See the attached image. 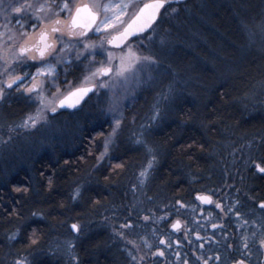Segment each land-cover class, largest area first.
<instances>
[{
	"label": "trees",
	"instance_id": "16d2710c",
	"mask_svg": "<svg viewBox=\"0 0 264 264\" xmlns=\"http://www.w3.org/2000/svg\"><path fill=\"white\" fill-rule=\"evenodd\" d=\"M171 7L178 12L165 31L178 44L165 59L177 72L170 94L148 90L125 110L107 158L99 159L110 127L63 114L51 135L59 143L0 177V264H131L118 236L127 222L155 237L163 208L196 206L197 194L235 181L245 213L264 200V177L252 179L251 167L264 157V0ZM20 107L6 110L17 117ZM81 126L78 138L67 132Z\"/></svg>",
	"mask_w": 264,
	"mask_h": 264
},
{
	"label": "rangeland",
	"instance_id": "374dc122",
	"mask_svg": "<svg viewBox=\"0 0 264 264\" xmlns=\"http://www.w3.org/2000/svg\"><path fill=\"white\" fill-rule=\"evenodd\" d=\"M42 1L44 0H30V2L35 4L43 3ZM150 1L151 0H136V3L142 6L144 3H148ZM9 2L15 3L16 0H4L5 4ZM91 2H93V0H71V3L73 4H85ZM174 15L175 13L171 15H162L161 19H159L160 21L158 20V22L153 26L156 28V33L153 36V40L151 42L144 39V37L152 35V31L150 30L148 33L142 35L140 39L131 40L122 49H113L107 43V39H111L112 35H115V33H111V35L105 38L103 33H96L93 30L88 36L92 42H95L97 45H99L101 40H104V48L101 49L98 47L95 50L97 53L95 57L96 63H90L91 57L88 56L87 53H83L82 42L81 44H77L76 40L73 38L72 46L64 52H59V54L56 56L55 76H49L47 79H45L43 76H36L37 81H43L42 86L44 88V95L48 96L49 98H53V96H55L58 104L60 99H63L69 94V92H72L77 88L95 86L96 89L92 93L90 100V104L95 108V112H92L88 107L85 106L76 114L83 116L84 119L89 118L92 124L105 123L110 127V135L114 125L113 116L115 115L116 118H119L122 123L125 110L132 107L140 97L143 98L145 92L148 90H154L157 95H162V92L164 93V91H167L166 94H170V85H172V80H175L177 77V72L174 68L171 71V67L173 66H170V64L167 65V61L165 59L169 57L171 53L169 50L172 49V44L175 45L178 44V42L174 38H171L168 33H166L165 28L167 22ZM17 18H21L20 14H11L9 17L10 23L8 24V28L11 29V32L17 34V42L19 43L22 41L19 38L21 29L20 25L16 23ZM21 19L24 23V31L30 23L31 25L33 23H38L37 21H34L35 16L30 18L29 15H25ZM4 23V14L0 13V25ZM0 31H5V29L0 28ZM161 37H163L166 41L163 47H161L159 43ZM5 39H7L6 36L0 37V40ZM141 40H143V43H141ZM64 43H68V39L64 40L63 44ZM128 45H131L137 51H142L144 54H147L149 47H151L152 51L158 52L162 60L159 68H144L140 71H137L135 74L131 72L127 73V79H125L123 76H116L114 73L105 76H91V72L95 71L96 67L101 66L100 62L106 63L107 52L105 49L107 51H111L114 54L112 66L115 68L119 66V57L122 53L127 51ZM78 52L83 53L80 59L76 58V54ZM55 54H57V51ZM28 60L29 59L26 61H20L16 64V72L14 73L15 75L28 73ZM46 62L50 63L49 60H46ZM51 63L54 64V62ZM75 64L78 68H80V73L76 77L77 81L73 82V80L68 78V71ZM2 66L3 61H0V71H2ZM43 67H45L44 63L41 64L40 68ZM86 77L88 79H86ZM7 79V75H0V81H7ZM53 79L55 80V85L52 83ZM69 82H71V87L68 86ZM57 85L61 89L59 93H57ZM2 86L4 87L5 94L3 99H0V177L9 175L8 170H11L12 167L19 164L24 165L26 162L34 160L35 157L39 156L43 151L46 150V148H53V145L57 144L58 142H56V139L51 136L52 133L56 135V132H53L55 120L56 118H61L64 116L63 114H54L49 106L47 111L39 114L38 123L35 127L30 125L28 127H23L22 124L26 120L27 116H36L37 109L41 107L39 101L36 99V94H28L24 87L20 88L19 91L17 90L12 92V90L15 88L9 89L6 87V84ZM160 99L162 100V98H158V100ZM151 100L154 101L152 104L154 107L159 105V101L157 103L155 99ZM174 101V99L172 101L170 100L169 104H173ZM14 103H18V105L24 107L25 109L22 110L20 115L17 117L16 114H14L16 112L12 113L11 111L6 110L8 106L13 105ZM88 106L90 105L88 104ZM109 109H115V111L113 112ZM7 113H12V115L14 114L16 118L9 117ZM95 115H97V119L100 121L96 120ZM81 129L82 126L80 128L76 127L72 131L69 129L67 132H71L73 137L78 138V135L81 133ZM61 131L62 130H60V133ZM61 135L63 136L64 134H59L58 140L62 141L63 143L64 137L61 138ZM109 135L106 139L109 138ZM9 137H11V139H9ZM112 140H114V137ZM5 141H7V143H5ZM102 152H104V145L102 146ZM109 152L110 147L107 154L104 156L105 158L109 156ZM16 161L22 162L18 163ZM151 168L147 169V177L149 176ZM146 179L142 177V180L146 181ZM237 183L238 182L235 181L232 184L225 186L223 190L216 189L212 190V192H209L208 195L213 198L211 207L200 202L201 204L198 203L196 206L187 205L180 210L174 211L173 214L169 212L168 208H163L164 213L161 214L163 219H160V225L157 227L162 237L154 233L155 231L152 233V235H155V237L151 238L149 232H145L144 236L142 232L141 237V233L139 234L138 231L139 229L141 231L143 226L137 225L133 222H131L133 225L131 228L122 227L123 230L121 232L124 233V236H118L122 245L124 246L125 257L127 256L131 264H137V262L132 261L128 255V250L133 249V243L131 242H134L135 245L139 246V251H134L133 254L137 255L138 257L143 256V264H184L185 261H187V264H203V260L199 259L201 256H203L205 259L211 257L212 259H209V264H218L219 261L215 259V254H221L222 246L220 249H215L212 244L214 242L217 243L216 240H221L223 237L219 235V232L221 231L215 229L226 225L233 231V233L228 236L227 239H233V242L237 241L240 244L241 236L245 234L250 236L251 232H257V227L258 230H260L261 227L259 226L262 225L263 221V212H258L255 209L258 203L256 200H251V203L253 202L254 205V210L252 213H245L243 211V206H241V202L240 205H236V207L239 208V210L244 214L243 219H247L249 221L248 225L241 227L240 225L243 223L242 219L237 218L234 211H229V206L235 205L236 200H238V189L235 188ZM239 184L242 185V181ZM216 202H219L224 206L223 211L216 207ZM183 217H186L187 219H183ZM167 220L171 221L163 225V223H165L163 221L167 222ZM177 220L182 223L183 228H181L182 231L179 233L180 236H175L170 232L166 234V229L170 230L171 225ZM213 224H216L218 227L213 228ZM260 233L257 234V241ZM206 235H209V237L214 240V242H209L210 247L206 246L201 241ZM144 238H146L147 242L152 245L151 248H148L144 243ZM163 239L171 243L172 247L168 248L166 244L163 245L162 249L165 251V256L163 257L153 255L157 249H160V241ZM177 241H179V244L176 243ZM185 243H188V246L185 245L187 248H184L187 249L186 251H188L187 256H183L181 253H179L181 250L180 246L184 245ZM200 245H203V247L201 248ZM257 246L258 250L255 253L260 255V252L261 250L263 251V248H260L258 242Z\"/></svg>",
	"mask_w": 264,
	"mask_h": 264
},
{
	"label": "snow or ice",
	"instance_id": "6c2138e0",
	"mask_svg": "<svg viewBox=\"0 0 264 264\" xmlns=\"http://www.w3.org/2000/svg\"><path fill=\"white\" fill-rule=\"evenodd\" d=\"M180 0H151L149 3H144L142 6L136 3V0H93L91 3L87 4H73L71 0H45L44 3L35 4L30 2V0H16L15 3L9 2L4 3V0H0V13L4 14L5 23L0 25V28L5 29V31H0V37H7L5 40H0V61H3L2 71L0 75H7V81H0V99L4 97V87L2 85L6 84L7 88H12L13 85H17V90L21 87H24L25 91L28 94L35 93L36 99L39 101L41 107L37 109V115H29L26 120L23 122V127H28L29 125L35 127L38 123L39 114L47 111L51 108L52 112H56L57 108H63L68 101L69 107L75 108L76 105L87 95L88 92L92 91L91 88H77L75 91L69 92L68 96L64 99H60L57 104L55 96L49 98L44 95L43 81H37L36 76H43L45 79L49 76H55L56 74V65L47 63L45 61L46 56H50L53 52L57 51L56 43L58 39H63L65 37V30H67L68 43L62 44L59 48V52L66 51L69 47L72 46V39L76 40L77 44H81L83 53H87L91 57L90 63H96L95 57L97 55L96 49L99 47L104 48V40H101L100 44L97 45L95 42H92L88 38V31H94L96 33H103L105 38L112 35L111 39H107L108 44H115L117 47L121 45H127L128 41L132 38L140 39L141 34L146 33L149 29L152 31V35L144 37L145 40L151 42L153 36L156 33V28L153 27L154 24L163 14L171 15L177 13L178 9L171 7L172 4H178ZM170 10V11H169ZM67 13L70 17V21H65L60 19L61 13ZM12 13L20 14L22 18L25 15L35 16L36 21L39 23L41 21L51 24V27H48L47 24L44 28L39 31V33L33 37L27 31H24V23L21 18L16 19V23L20 25L19 38L22 42H17V34L11 32V29L8 28L10 23L9 17ZM56 17V19H52ZM37 24H33L32 28L35 31ZM59 33L60 37H56L55 34ZM143 43V40H141ZM161 47L166 43L163 37L159 41ZM106 63L100 62L101 66L96 67L95 71L91 72L92 77L105 76L110 74H115L116 76H123L127 79V73L135 74L137 71H140L144 68H159L162 63L160 54L158 52L152 51L149 47L147 54H144L142 51L135 50L131 45L127 46V51L122 53L119 57V66L113 67L114 54L111 51H107ZM83 53L78 52L76 58L80 59ZM38 54V55H37ZM45 64L43 68H37L36 75L31 76V85L25 87L23 81L25 77L29 74L25 73L24 76L15 75L16 64L20 61H26L31 59L33 61L37 58ZM87 58V57H86ZM86 79H88L86 77ZM20 84H17V82ZM52 83L55 85V80L53 79ZM71 87V82L68 84ZM106 86V85H102ZM61 89L57 85V93ZM171 91V89L169 90ZM73 97L76 99L73 100ZM167 98V97H165ZM110 111H115V109H109ZM156 116H159V111L157 110ZM114 125L112 131L109 135V138L105 140L104 152L100 154L99 159H103L109 150V145L113 142L112 138L119 135V130L121 127V120L113 116ZM11 139V137H9ZM7 143V141H5ZM142 143L148 152H152L151 147L147 145L146 141H138ZM155 159V156L152 157ZM151 162L148 165V168H151ZM251 167H253L256 173L264 176V157L251 160ZM148 172L147 169L140 173L141 177L147 178ZM19 190V189H17ZM76 195H79V190H77ZM200 199L204 203H213L212 197L208 195H199ZM240 205V201L236 200L235 205L229 206V211H234L235 216L239 219H242L243 223L241 227L248 225L249 221L243 219V213L236 207ZM216 207L220 208L222 211L224 206L219 202H216ZM260 209H264V201H261L259 204ZM145 220H149L150 217L145 216ZM160 219H163L161 217ZM133 225L131 222L125 223L123 228H131ZM172 227L177 231L181 228V222L177 220L172 224ZM213 228L218 227L216 224L212 225ZM261 227V233L258 238V244L260 248H264V225ZM71 229L74 230L77 234L81 232V226L77 223L71 225ZM118 235L121 237L124 236L123 232H119ZM251 237V239H250ZM257 241V233L255 231L251 232L250 236L245 234L240 238L241 250L240 257L232 261V264H246V261L243 257L251 256L252 253L249 251L250 243H255ZM133 243V249L128 250V255L131 260L137 262V264H143L144 257L134 255L133 252L139 251V246ZM144 243L148 248H151L152 245L147 242V239L144 238ZM179 244V241L176 242ZM69 249L74 248V244L71 241L67 242ZM160 244L167 245L168 248L172 247V244L167 240H161ZM202 248L203 245H200ZM234 247L229 245V248ZM153 255H158L160 257L165 256V251L163 249H157ZM178 255V254H177ZM203 260V264H209V259H205L203 256L199 257ZM215 259L219 261L221 259L220 254H215ZM17 264H26V261H17ZM78 264V261H77ZM187 264V261L184 262Z\"/></svg>",
	"mask_w": 264,
	"mask_h": 264
},
{
	"label": "flooded vegetation",
	"instance_id": "af4514ba",
	"mask_svg": "<svg viewBox=\"0 0 264 264\" xmlns=\"http://www.w3.org/2000/svg\"><path fill=\"white\" fill-rule=\"evenodd\" d=\"M42 2L44 3L45 0L42 1ZM50 2H51V0H50ZM59 18L62 19V20H65V21H70V17L68 16V14L66 12L65 13H61ZM52 19H56V17H52ZM34 21L36 22V19ZM33 24H37V27H36L35 31L32 28V25ZM33 24L31 25V23H30L25 28V31H27L30 35H32L33 37H35L39 33V31H41V29L46 26L47 22L41 21L39 23H33ZM47 26L48 27H51L52 25L51 24H47ZM55 36L56 37H60V34L57 33V34H55ZM66 39H69L67 37V30H65V37L63 39H58L57 40V43H56L57 54H55V52H53L50 56H46L45 57V61L46 60H49L50 63L51 62H54V64L56 65L55 61H56V56L59 54V48L62 46L64 40H66ZM27 64H29L28 65V69H27L29 75L27 77H25V79L23 81V84H24L25 87L31 85V76L35 75V72L37 71V68H40V66H41L42 63H41V60L38 57L37 60H35V61L29 59L27 61ZM79 73H80V68H78L77 65L75 64L68 71V76H69L68 78H70L71 80H73V82H76L77 81V78L76 77H77V75ZM20 76H24V74L21 73ZM17 84H20V82L18 81ZM12 88H15V89L12 90V92L13 91L14 92L17 91V85H13ZM80 88H83V87H80ZM91 97H92V94L89 97H87V99L79 107H77L74 110H70V109L66 110V109H61V108L58 107V110L56 112H53V113L54 114H60V115H62V114L77 113L82 108H84L85 106H87V104H89L91 102L90 101L91 100ZM16 104H18V103H14V105H16ZM22 110H25V109H24V107L21 106L20 107V111H22ZM260 177L263 178L264 176H262L260 174H257V175H253L252 179L255 180V179L260 178ZM199 195H208V193H200V194H197L196 195V199L200 203V201L197 198ZM256 201L258 203L256 202L257 203V206H256L255 209L258 212L262 211L263 212V215H264V209H260L259 208V204H260L261 201H258V199ZM210 207H206V208H210ZM246 213H252V212L251 211H246ZM262 217H263L262 225H264V216H262ZM183 219H187V218H183ZM171 220H167V223L170 222ZM181 228H182V223H181ZM253 228H254V226H253ZM182 229L179 230V231H177L171 225L170 230L169 229H166V234L168 232H170V233H172L175 236H180L179 233H180V231H182ZM210 229H211V226H210ZM215 230H220L221 231V232H219V235L222 236L223 239H221V240H218L217 239L216 240L217 243H215L214 240L209 237V235H206V236H204L203 240H201V241H202L203 244H205L208 247H210L209 246V242H214L215 244L213 243L212 246L215 247V249H220L221 246H222V248H221V254H220L221 259L219 260L218 264H221V263H223V264H232V261L233 260L238 259V258H241L240 257L241 245L237 241L233 242L232 241L233 239H227V237L230 236L233 233V231L231 229H229L226 225L220 226L218 229H215ZM261 230L262 229L258 230V227H257V230H256L257 232L256 233L259 234L261 232ZM234 232H236V231H234ZM162 235L164 236L163 233H162ZM160 236H161V234H160ZM257 242L258 241H256L255 243H251L250 244L249 251H251L252 255L251 256H245V257H243L245 259V261H246V264H264V248H263V251L261 250L260 255H258L257 253H255L258 250ZM185 245L188 246V243H185L184 245L180 246L181 247V250L179 251V253H181L183 256H187V253H188V251H186L187 249H184V248H187ZM229 245H233L234 247L229 248ZM206 246H205V248H206ZM162 247H163V245L160 244V249H162Z\"/></svg>",
	"mask_w": 264,
	"mask_h": 264
},
{
	"label": "water",
	"instance_id": "95a60500",
	"mask_svg": "<svg viewBox=\"0 0 264 264\" xmlns=\"http://www.w3.org/2000/svg\"><path fill=\"white\" fill-rule=\"evenodd\" d=\"M184 1H186V0H180V2H184ZM151 2V1H150ZM149 3V2H148ZM85 4H87V3H85ZM163 11V10H162ZM158 22V21H157ZM155 25V24H154ZM153 25V26H154ZM93 30H94V28H93ZM92 30V31H93ZM151 29H149L146 33H148L149 31H150ZM92 31H88V34L87 35H89ZM146 33H144V34H146ZM144 34H141V36L142 35H144ZM133 39H135V37L134 38H132L131 40H133ZM130 40V41H131ZM130 41H128V43L130 42ZM109 46L111 47V48H113V49H122V48H124L126 45H121L120 47H117L115 44H109ZM83 88H91L92 89V91H90V92H88L87 93V95L86 96H84L83 97V99L82 100H80V102L76 105V107L75 108H72V107H69L68 106V103H71L72 101H68V102H66V104H65V106L63 107V108H61V109H66V110H68V109H70V110H74V109H76L77 107H79L86 99H87V97H89L94 91H95V86H90V87H83ZM75 91V90H74ZM68 96V95H67ZM65 98V97H64ZM63 98V99H64ZM76 98L75 97H73V100H75ZM209 196V195H208ZM198 198V197H197ZM202 204H204V205H206V206H211L212 205V203H204V202H202L200 199H198ZM212 201H213V198H212ZM176 230V229H175ZM75 232V231H74ZM76 233V232H75Z\"/></svg>",
	"mask_w": 264,
	"mask_h": 264
}]
</instances>
